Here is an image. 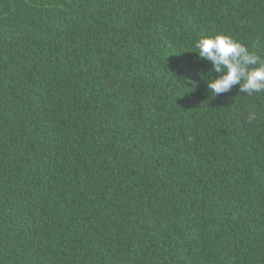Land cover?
<instances>
[{"label":"trees","instance_id":"1","mask_svg":"<svg viewBox=\"0 0 264 264\" xmlns=\"http://www.w3.org/2000/svg\"><path fill=\"white\" fill-rule=\"evenodd\" d=\"M217 32L264 57V0H0V264H264V92L211 95Z\"/></svg>","mask_w":264,"mask_h":264},{"label":"clouds","instance_id":"2","mask_svg":"<svg viewBox=\"0 0 264 264\" xmlns=\"http://www.w3.org/2000/svg\"><path fill=\"white\" fill-rule=\"evenodd\" d=\"M198 57L211 67L199 73L206 78L211 95L224 93L239 84V91L252 96L264 92V57L229 34L217 32L200 37L194 45ZM213 72L219 75L213 76ZM258 117L256 110L248 114V121Z\"/></svg>","mask_w":264,"mask_h":264}]
</instances>
